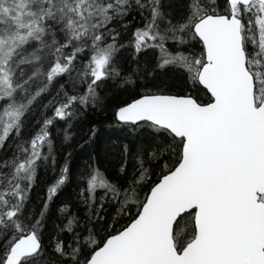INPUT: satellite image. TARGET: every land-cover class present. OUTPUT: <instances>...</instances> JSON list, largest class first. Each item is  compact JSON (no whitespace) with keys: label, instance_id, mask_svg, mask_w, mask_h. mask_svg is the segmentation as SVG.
Masks as SVG:
<instances>
[{"label":"snow or ice","instance_id":"obj_1","mask_svg":"<svg viewBox=\"0 0 264 264\" xmlns=\"http://www.w3.org/2000/svg\"><path fill=\"white\" fill-rule=\"evenodd\" d=\"M0 264H264V0H0Z\"/></svg>","mask_w":264,"mask_h":264},{"label":"trees","instance_id":"obj_2","mask_svg":"<svg viewBox=\"0 0 264 264\" xmlns=\"http://www.w3.org/2000/svg\"><path fill=\"white\" fill-rule=\"evenodd\" d=\"M100 135H101V139L103 140L105 136L114 135V133H112L108 128L104 127V128H101Z\"/></svg>","mask_w":264,"mask_h":264}]
</instances>
